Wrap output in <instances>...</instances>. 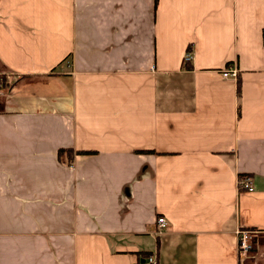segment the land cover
Listing matches in <instances>:
<instances>
[{"label":"crops","instance_id":"obj_1","mask_svg":"<svg viewBox=\"0 0 264 264\" xmlns=\"http://www.w3.org/2000/svg\"><path fill=\"white\" fill-rule=\"evenodd\" d=\"M263 30L264 0H0V264H264Z\"/></svg>","mask_w":264,"mask_h":264},{"label":"built area","instance_id":"obj_2","mask_svg":"<svg viewBox=\"0 0 264 264\" xmlns=\"http://www.w3.org/2000/svg\"><path fill=\"white\" fill-rule=\"evenodd\" d=\"M186 62L191 60V55L188 53L185 56ZM222 76L224 78H236L237 72L236 69H229L226 68L222 71ZM3 92V86H2V78L0 77V95ZM238 186H240L243 190L252 192V182L249 178H243L241 181H239ZM156 227L158 232H162L163 229L167 226V221L162 218L158 217L155 221ZM257 231L255 230H243L240 229L237 231V253L238 256H245L247 253H249L253 247H254V239H256ZM138 264H157V257L155 254H152L148 258L144 259L143 262H140Z\"/></svg>","mask_w":264,"mask_h":264},{"label":"trees","instance_id":"obj_3","mask_svg":"<svg viewBox=\"0 0 264 264\" xmlns=\"http://www.w3.org/2000/svg\"><path fill=\"white\" fill-rule=\"evenodd\" d=\"M262 37H263V43H264V30H263V32H262ZM236 91H237V96H238V98H239V96H240L239 86H237ZM237 111H238V113L240 112V111H239V106H238ZM238 115H239V114H238ZM66 152H67V154H68V160L72 161L74 155L72 154L71 151H66ZM59 153L61 154V153H63V151L61 150ZM92 153H93V152H75V155H89V154H92ZM141 153H143V154H145V153L148 154L149 152H141ZM70 166H72V165H70ZM239 187H240V186H239ZM240 191H245V190H243V189L240 187ZM248 230H251V229H248ZM137 253H138V254H142L143 257H144V259H146V258H148L149 256H151V254H150L149 252L138 251Z\"/></svg>","mask_w":264,"mask_h":264},{"label":"rangeland","instance_id":"obj_4","mask_svg":"<svg viewBox=\"0 0 264 264\" xmlns=\"http://www.w3.org/2000/svg\"><path fill=\"white\" fill-rule=\"evenodd\" d=\"M257 239V238H256ZM255 240V239H254Z\"/></svg>","mask_w":264,"mask_h":264},{"label":"water","instance_id":"obj_5","mask_svg":"<svg viewBox=\"0 0 264 264\" xmlns=\"http://www.w3.org/2000/svg\"><path fill=\"white\" fill-rule=\"evenodd\" d=\"M143 262V261H142Z\"/></svg>","mask_w":264,"mask_h":264}]
</instances>
